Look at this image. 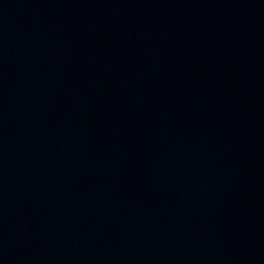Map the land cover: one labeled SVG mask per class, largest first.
<instances>
[{
    "label": "water",
    "instance_id": "1",
    "mask_svg": "<svg viewBox=\"0 0 264 264\" xmlns=\"http://www.w3.org/2000/svg\"><path fill=\"white\" fill-rule=\"evenodd\" d=\"M0 264H264V0H0Z\"/></svg>",
    "mask_w": 264,
    "mask_h": 264
}]
</instances>
